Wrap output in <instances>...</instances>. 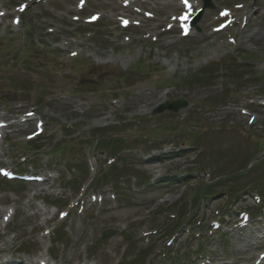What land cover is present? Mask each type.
I'll list each match as a JSON object with an SVG mask.
<instances>
[{"label": "rangeland", "instance_id": "rangeland-1", "mask_svg": "<svg viewBox=\"0 0 264 264\" xmlns=\"http://www.w3.org/2000/svg\"><path fill=\"white\" fill-rule=\"evenodd\" d=\"M113 1L0 0V122L17 123L0 136V168L48 178H0V257L198 264L201 249L203 264H253L264 217L242 230L232 223L264 192V141L251 136L264 137V17L253 28L245 20L264 15V0H211L187 38L160 11L171 0L133 6L134 20ZM242 13L230 29L226 21ZM178 101L187 108L155 114ZM27 112L44 122L38 139L34 121H19ZM99 133L122 134L100 147L128 150L112 168L87 139ZM176 213L185 225L173 236ZM212 221L225 227L215 232Z\"/></svg>", "mask_w": 264, "mask_h": 264}, {"label": "bare ground", "instance_id": "bare-ground-1", "mask_svg": "<svg viewBox=\"0 0 264 264\" xmlns=\"http://www.w3.org/2000/svg\"><path fill=\"white\" fill-rule=\"evenodd\" d=\"M125 1H127V0H125ZM255 4V3H254ZM116 7H117V5H116ZM116 7L115 8H113V11L114 12H117V10H127L128 8H125V9H122V8H119V9H116ZM249 8V7H248ZM250 9V8H249ZM249 9H245L246 10V12H248L249 11ZM179 11L181 12L182 11V9L180 8L179 9ZM244 15L245 14H240L239 16H238V19H237V22L235 23L236 25H239V26H241L242 25V17H244ZM251 19L253 20V21H251V19H248V18H246L245 20H247V24L246 25H248L249 26V28H253L254 27V24H255V20L256 19H258V18H261V17H264V15H262L261 14V12H259V9H257V11L255 12V13H253V15H251ZM161 22H163V21H160L159 23H161ZM163 26V24L161 25V27ZM164 26H165V24H164ZM164 26L162 27V28H164ZM243 29V28H242ZM166 31V30H165ZM167 32V31H166ZM256 36V35H255ZM206 38V37H205ZM255 38L256 37H254L253 38V40H255ZM251 42V41H250ZM252 45H253V43H252ZM0 264H2V262L0 261ZM6 264H8V263H6Z\"/></svg>", "mask_w": 264, "mask_h": 264}, {"label": "water", "instance_id": "water-1", "mask_svg": "<svg viewBox=\"0 0 264 264\" xmlns=\"http://www.w3.org/2000/svg\"><path fill=\"white\" fill-rule=\"evenodd\" d=\"M186 104L184 103H174L172 105H167L166 107H162L159 110H157L156 113H162L164 110H169L174 113L178 112L180 109L185 108Z\"/></svg>", "mask_w": 264, "mask_h": 264}, {"label": "snow or ice", "instance_id": "snow-or-ice-1", "mask_svg": "<svg viewBox=\"0 0 264 264\" xmlns=\"http://www.w3.org/2000/svg\"><path fill=\"white\" fill-rule=\"evenodd\" d=\"M185 2H186V0H185ZM21 11H23V7L21 8ZM225 15H227V13H225Z\"/></svg>", "mask_w": 264, "mask_h": 264}]
</instances>
